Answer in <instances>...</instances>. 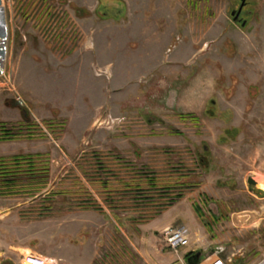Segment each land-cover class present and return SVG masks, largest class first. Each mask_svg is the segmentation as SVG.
I'll use <instances>...</instances> for the list:
<instances>
[{"label":"rangeland","instance_id":"374dc122","mask_svg":"<svg viewBox=\"0 0 264 264\" xmlns=\"http://www.w3.org/2000/svg\"><path fill=\"white\" fill-rule=\"evenodd\" d=\"M239 2L1 0L0 264H180L153 221L203 182H264V0L243 23ZM126 54L116 84L97 60Z\"/></svg>","mask_w":264,"mask_h":264},{"label":"crops","instance_id":"0c3cea01","mask_svg":"<svg viewBox=\"0 0 264 264\" xmlns=\"http://www.w3.org/2000/svg\"><path fill=\"white\" fill-rule=\"evenodd\" d=\"M161 44L162 42H159V47H155L160 54L164 49ZM95 46L99 52L109 49L107 45L106 47L103 45V47L100 46L97 48V42ZM182 51L183 48L181 44L176 48V51L173 52L171 58L174 57V59H177V54L182 53ZM195 51L196 50L191 47L190 52L194 53ZM126 55L127 56L119 59L112 58L111 60L103 59L101 55L99 57L97 56L98 60H96L101 63V65L107 66L110 64L112 66L111 75L113 80L116 81V84L119 82L116 80V77L122 76L124 74L123 72L126 70L125 62H132L135 60L134 56L132 58V55ZM83 58H85L86 66H89L90 62L93 61L90 55H85ZM67 59L76 61V56L75 58L67 57ZM178 59L181 61V58ZM138 60H141V58ZM119 61H121L120 64L117 63ZM179 65H176L177 68L174 71L176 76L181 72V67ZM132 66L133 65H131V69ZM178 68H180V70ZM186 74L187 73L181 74V76H188ZM113 80L112 83L114 85ZM137 82L132 79L130 83L126 82V86L124 85L125 87L116 86V88L112 89V92L113 94H121V92L124 91H136L138 93L139 89L137 88H139V84H137ZM158 92H160L159 96H157L159 103L151 104L153 109H155V107L162 108L161 104L164 103L160 101L161 97L168 94L165 90ZM183 92L186 93V91ZM116 98L117 96L115 99ZM118 99H120L119 101L122 103V95H119L117 100ZM100 136L99 134L97 135L98 138ZM119 144L121 146L124 145L123 141H121V143L119 142ZM116 145L117 146L114 145L112 148H106L102 150V152L105 154L114 153L110 151L111 149H115L118 152L120 149L118 148V144ZM247 184L242 182V180L227 181L224 182L223 185L220 183V186L203 182L199 185L200 187L187 193L171 208L166 210L157 220L153 221L150 229L161 230L170 226H184L190 233L189 245L180 250L178 255L184 262V257L188 252H200V255L196 256L197 264H203L208 259L215 258H221L224 262L223 264H257L264 258V198L257 197L254 193L255 187ZM260 184L264 185V182ZM89 190H92L91 187ZM200 190L203 192L201 194L202 196L206 195L205 202L209 208L210 217L208 220L201 214L199 208L194 203V199L200 193ZM219 249L222 251H219ZM54 260L55 264H59V258H54ZM66 264L78 263L75 260L72 261V259H68ZM86 264L90 263L87 262Z\"/></svg>","mask_w":264,"mask_h":264},{"label":"built area","instance_id":"2783aa9c","mask_svg":"<svg viewBox=\"0 0 264 264\" xmlns=\"http://www.w3.org/2000/svg\"><path fill=\"white\" fill-rule=\"evenodd\" d=\"M4 58L2 59V61L4 60ZM196 163L198 165L200 164L197 160ZM200 207L202 206L200 205ZM161 235L164 245L167 248H169V250L175 252L177 255H179L180 250L186 248L189 245L190 233L184 226L166 227L162 230ZM179 260H180V264H187L183 261L182 258H179ZM23 261L25 262V264H53V263L55 264V260L54 262H48L47 258L31 252L23 256ZM223 263L224 262L221 258H215V259H208L203 264H223ZM257 264H264V258L260 260Z\"/></svg>","mask_w":264,"mask_h":264},{"label":"water","instance_id":"95a60500","mask_svg":"<svg viewBox=\"0 0 264 264\" xmlns=\"http://www.w3.org/2000/svg\"><path fill=\"white\" fill-rule=\"evenodd\" d=\"M242 4L241 3V6L237 12V14L239 13L241 7H242ZM231 14H234V12H231ZM6 24H5V19H4V13H3V9L1 7V0H0V66L2 64V59L5 57V46H4V40L6 38V33H7V30H6ZM247 183L250 185V186H253L255 187V191L254 193L256 194L257 197L259 198H264V190L262 188H259L257 187V180L252 177V176H249L247 178ZM200 255V252H197L196 253V256H199Z\"/></svg>","mask_w":264,"mask_h":264},{"label":"flooded vegetation","instance_id":"af4514ba","mask_svg":"<svg viewBox=\"0 0 264 264\" xmlns=\"http://www.w3.org/2000/svg\"><path fill=\"white\" fill-rule=\"evenodd\" d=\"M241 3H243V4H242V7H241L239 13L237 14V12H238V10H239V8H240V6H241ZM244 7H245V4H244L243 0H240V2H239V4H238V6L236 7V9H233V10L231 11V12H234V14H231V15L233 16V19H234V20L243 23V20L241 21V19H242V15H243L242 12H243ZM200 161H201V160H200ZM200 161H199V162H200Z\"/></svg>","mask_w":264,"mask_h":264},{"label":"trees","instance_id":"16d2710c","mask_svg":"<svg viewBox=\"0 0 264 264\" xmlns=\"http://www.w3.org/2000/svg\"><path fill=\"white\" fill-rule=\"evenodd\" d=\"M182 117L193 118V115H187V116L182 115ZM228 131H229V130H228ZM201 161H203V160H201ZM184 259H185V262H186L187 264H197V263H196V253H194V252H188V253L185 255Z\"/></svg>","mask_w":264,"mask_h":264},{"label":"bare ground","instance_id":"6f19581e","mask_svg":"<svg viewBox=\"0 0 264 264\" xmlns=\"http://www.w3.org/2000/svg\"><path fill=\"white\" fill-rule=\"evenodd\" d=\"M4 42H5V40H4ZM256 180H257V187H259V188H262L263 190H264V185H261L260 184V182H259V179L256 177ZM47 261L48 262H53L54 261V259H47Z\"/></svg>","mask_w":264,"mask_h":264}]
</instances>
